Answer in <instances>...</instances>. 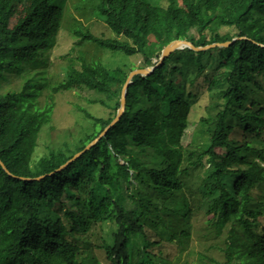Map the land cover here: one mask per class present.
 <instances>
[{
  "label": "trees",
  "instance_id": "1",
  "mask_svg": "<svg viewBox=\"0 0 264 264\" xmlns=\"http://www.w3.org/2000/svg\"><path fill=\"white\" fill-rule=\"evenodd\" d=\"M14 1L0 0V264H177L195 234L211 241L200 264H222L214 251L223 264H264V0H96L91 11L116 37L77 20L71 29L142 63H71L52 91L103 95L86 101L109 116L78 106L92 130L38 160L43 129H54L49 66L68 0H29L11 28ZM187 26L209 29V40L185 37ZM234 39L176 50L159 64L174 41ZM149 67L129 84L121 119L71 161L114 121L130 73ZM205 92L219 101L214 127L202 158L182 168L190 115Z\"/></svg>",
  "mask_w": 264,
  "mask_h": 264
},
{
  "label": "rangeland",
  "instance_id": "2",
  "mask_svg": "<svg viewBox=\"0 0 264 264\" xmlns=\"http://www.w3.org/2000/svg\"><path fill=\"white\" fill-rule=\"evenodd\" d=\"M91 2H93L92 5ZM179 3L181 2L179 1ZM96 4V0H68L67 2L66 15L58 35L57 45L51 52V63L49 66L51 77L50 94H54L51 102L55 104L52 123L54 129H43L44 132L40 135V143L35 154V160L46 155L50 149L63 148L66 144L74 148L79 144L80 139L83 138L86 132L92 130L91 122L78 110V106L85 108L97 117L109 116L110 109L100 104H89L86 101L87 99L99 101L104 98L103 95L92 92L90 97L86 96L87 98H85V96L78 95L75 90L59 91L57 93L52 91L53 88L57 87L58 84L65 80L66 68H69L71 63H73L75 67H78L79 63L77 59L80 57H85L87 60L95 59L111 69L126 64L132 68H139L142 63V59L139 55L126 56L121 52L100 49L92 41L84 40L81 35H77L76 32L71 29L73 26H71L72 22L77 20V22H81L83 26L87 27L86 30L89 29L91 33L97 37L115 38L116 35L108 29L101 17L94 11H91L90 8H94ZM86 5L91 6L87 10H84ZM29 6V0H16L12 3V13L10 17L11 28L28 13ZM132 15L133 14L128 17L129 25L133 24ZM182 34L185 37H194L196 39L203 34L207 37V40H209L211 33L207 28L187 26L183 29ZM117 38L123 40L121 37ZM154 40V37L151 36L150 41ZM147 69L151 68L149 67ZM209 94L210 93L205 92L197 98L194 109L190 115L191 126L187 131V136L183 142L182 148L184 155L182 168L187 167L191 163H195L200 157L202 158V154L209 143L210 136L206 128L214 127L213 117H215L219 110V101ZM153 110L157 112L159 107ZM204 119L207 121L204 122ZM168 120L174 124L176 121L175 115L171 114ZM201 160L205 164L207 157ZM196 237L197 240L193 241L192 246L188 248L187 252L185 251L181 261L177 264H200V261H204L201 254L206 252V248L210 246L211 241L206 243V240L201 234H198V236L195 234L194 238ZM133 254L138 258L141 255V250L135 246ZM211 256L215 258L216 262L224 263V257L218 254L217 251L211 253Z\"/></svg>",
  "mask_w": 264,
  "mask_h": 264
},
{
  "label": "water",
  "instance_id": "3",
  "mask_svg": "<svg viewBox=\"0 0 264 264\" xmlns=\"http://www.w3.org/2000/svg\"><path fill=\"white\" fill-rule=\"evenodd\" d=\"M240 39H245V38H240ZM237 40L238 39H234L233 41L227 42V43H224V44L215 43V44H212V45H209V46H206V47H195L189 41L177 40V41H174V42L170 43L163 50L159 64H161L168 56H170V54H172L176 50H181V49H184V48H190V49H192V50H194L196 52H199V51H202V50H207V49L218 47V46L219 47H227V46H229L230 44H232L233 42H235ZM154 69L155 68H152V69H137V70H134L133 72L130 73V75H129V77H128L125 85H124L123 91H122L121 107H120V109L118 111V114H117L116 118L114 119V121L104 130V132H102V134L95 141H93L91 144H89L81 153H78L77 155H75V157L71 161L76 160L78 157H80L86 151L90 150L102 137H104L107 134V132L110 130V128H112L121 119V117H122V115H123V113L125 111V107H126L127 90H128L129 84L132 82L133 78L135 76H137V75H141V76L150 75L153 72ZM70 162H68L66 165L62 166L60 170L65 169L66 166ZM41 178H39V179H41Z\"/></svg>",
  "mask_w": 264,
  "mask_h": 264
}]
</instances>
